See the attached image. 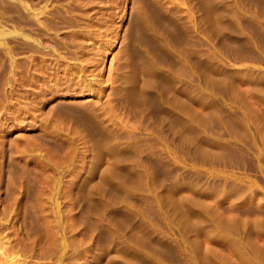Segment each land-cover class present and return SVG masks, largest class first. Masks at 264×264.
Listing matches in <instances>:
<instances>
[{"label": "rangeland", "instance_id": "1", "mask_svg": "<svg viewBox=\"0 0 264 264\" xmlns=\"http://www.w3.org/2000/svg\"><path fill=\"white\" fill-rule=\"evenodd\" d=\"M0 264H264V0H0Z\"/></svg>", "mask_w": 264, "mask_h": 264}]
</instances>
